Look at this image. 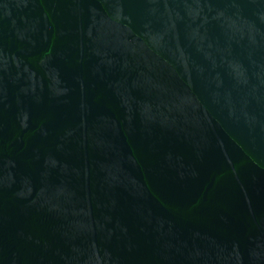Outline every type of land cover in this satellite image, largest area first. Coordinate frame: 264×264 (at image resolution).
Here are the masks:
<instances>
[{
    "label": "water",
    "instance_id": "95a60500",
    "mask_svg": "<svg viewBox=\"0 0 264 264\" xmlns=\"http://www.w3.org/2000/svg\"><path fill=\"white\" fill-rule=\"evenodd\" d=\"M0 264H264V0H0Z\"/></svg>",
    "mask_w": 264,
    "mask_h": 264
}]
</instances>
